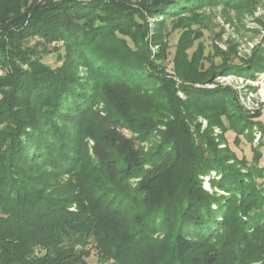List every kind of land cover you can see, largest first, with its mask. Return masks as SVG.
<instances>
[{"label": "trees", "instance_id": "1", "mask_svg": "<svg viewBox=\"0 0 264 264\" xmlns=\"http://www.w3.org/2000/svg\"><path fill=\"white\" fill-rule=\"evenodd\" d=\"M81 1L0 0V264H90V239L99 264H264L262 109L248 115L232 89L194 86L208 75L201 79L198 62L183 52L168 73L163 60L150 58L145 38L146 16H159L153 42L162 59L165 19L176 20L189 43L205 26L207 7H250L245 0ZM127 34L136 50L121 37ZM34 35L64 40L60 65L34 57L38 51L25 45ZM222 67L264 70V36L244 66ZM139 86H152L140 92L143 106ZM197 115L209 123L204 132ZM162 122V139L149 151L124 132L148 134ZM96 129L88 167L79 154ZM227 131L237 143L240 135L251 142L252 161L236 157ZM211 170L220 175L211 186L226 194L203 186ZM64 174L72 177L52 184Z\"/></svg>", "mask_w": 264, "mask_h": 264}, {"label": "rangeland", "instance_id": "2", "mask_svg": "<svg viewBox=\"0 0 264 264\" xmlns=\"http://www.w3.org/2000/svg\"><path fill=\"white\" fill-rule=\"evenodd\" d=\"M244 1V0H243ZM81 2H85L82 0ZM246 7H250V10L242 12L236 11L235 8L229 7L228 10L222 8L221 5L215 7H207L204 12L207 14L205 20V26L200 29V35L196 36L189 43L184 42V35L187 36V32L184 30L180 24L176 23L174 19H165L163 24V40H165V56L162 59H156V54L158 53L160 47L157 43L153 42L154 37L157 36L159 16L147 15L148 24V34L145 38L150 39V58L160 62L163 60V64L166 66V71L173 74L175 69L176 58L178 54L183 52L181 56H185L186 59L190 61H197V70L203 76L201 79L207 80L194 83L196 87L203 88H215L218 86L226 87L232 89L237 96V99L243 109L248 113V115H255L256 111L262 109V114L258 119L264 124V70L253 71V74H240L235 71L222 72L224 65H240L244 66L245 62L250 59L255 51V48L261 44L262 38L264 36V0H245ZM102 12V11H101ZM100 12V13H101ZM141 21L140 17H137ZM194 29L197 25L193 24ZM129 32H134L135 29L128 27ZM115 33H119L115 30ZM125 39L126 44L136 50L137 46L135 41L130 37L129 34L121 36ZM183 37V38H182ZM26 46L38 51L34 56L40 59L43 63L48 64L52 67H56L61 64L63 60V55L66 53L65 42L63 39L53 40L49 43L41 40L39 35H34L28 37L25 42ZM183 45V46H182ZM184 47L181 51L180 47ZM138 51V50H137ZM61 55V57H59ZM180 56V57H181ZM179 57V58H180ZM161 63V62H160ZM26 68L27 64H23ZM160 67H157L159 69ZM2 71H0V74ZM180 81H177V84ZM176 84V85H177ZM154 87V85H152ZM152 86H148L146 89L144 86L138 87L137 94V105L143 106L147 103V100L143 98L141 93L146 90L151 91ZM177 95L185 99V95L182 91L178 90ZM149 103H152L151 101ZM156 104V103H155ZM98 107L101 111H106L107 105L100 101ZM246 113V114H247ZM164 118L163 121H165ZM257 119V118H256ZM197 123H200L199 132H204L208 127L209 123L207 119L202 115H197ZM195 122L190 123V129L196 134ZM166 128L164 122L160 123L158 128L153 130L151 133L139 135L138 132L130 131L124 129L127 135H134L137 137L139 144L146 150L149 151L152 146L156 145L162 139V131ZM213 135H217L220 130L218 127L213 126ZM97 129L91 135H86L85 142L81 147V154H79L84 164L89 167L91 161L89 155H92L91 145L93 144V137L97 135ZM253 134L255 136L254 141H257V137H260L259 129L254 126ZM93 136V137H92ZM226 139L229 147L234 152L237 158H245L247 161H252L253 157V146L250 141H248L244 136L240 135L238 143L235 141V133L233 131H227ZM219 146H224L220 144ZM79 152V151H78ZM260 160L259 164L264 166V146L259 148ZM192 158V156H191ZM49 169V168H48ZM72 175L64 174L60 175L55 179L52 184H63ZM219 178L220 175L216 171L211 170L208 175L203 177V186L209 191H217L219 194H226L225 191L219 189L218 187L211 186L212 178ZM95 181L101 183V177L94 174ZM92 178V179H93ZM91 179V181H92ZM137 178L131 180L134 184ZM90 184H87V189L91 190ZM89 192V191H88ZM60 193V192H59ZM70 209L76 208V202L69 205ZM162 230V229H161ZM159 231V230H157ZM154 238L162 237V232H154ZM90 250V255L87 258L90 264L97 263V248L95 247V242L90 239V242L86 246Z\"/></svg>", "mask_w": 264, "mask_h": 264}, {"label": "built area", "instance_id": "3", "mask_svg": "<svg viewBox=\"0 0 264 264\" xmlns=\"http://www.w3.org/2000/svg\"><path fill=\"white\" fill-rule=\"evenodd\" d=\"M256 139H258V137Z\"/></svg>", "mask_w": 264, "mask_h": 264}]
</instances>
